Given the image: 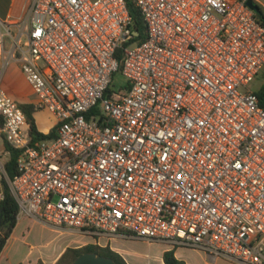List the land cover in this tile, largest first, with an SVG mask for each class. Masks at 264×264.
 <instances>
[{
  "label": "built area",
  "instance_id": "1",
  "mask_svg": "<svg viewBox=\"0 0 264 264\" xmlns=\"http://www.w3.org/2000/svg\"><path fill=\"white\" fill-rule=\"evenodd\" d=\"M131 1L141 42L126 0H33L0 23V129L18 152L13 180L0 153V184L18 216L97 246L136 238L264 264V108L249 88L264 24L242 0ZM12 62L54 117L37 145L2 88Z\"/></svg>",
  "mask_w": 264,
  "mask_h": 264
},
{
  "label": "crops",
  "instance_id": "2",
  "mask_svg": "<svg viewBox=\"0 0 264 264\" xmlns=\"http://www.w3.org/2000/svg\"><path fill=\"white\" fill-rule=\"evenodd\" d=\"M32 2L33 0H0V23L8 25L18 23L25 17ZM254 2L264 11V0H254ZM5 44L6 47H8L9 40L6 39ZM3 57L4 56L0 55V64L3 61ZM2 88L20 105H35L37 101L36 94L27 83L20 65L17 63L12 62L6 69L2 81ZM38 113H42L47 116V119H52V123L54 122V117L49 112H36L34 116L37 126L39 125V122L37 121ZM38 129L44 134H49L53 130V127L50 124V126L46 125L43 126V128L38 127ZM5 143L4 135L0 129V153H3L6 150ZM2 198L3 194L0 192V201ZM34 224L48 227L47 224L36 219L26 216H18L17 225L0 254V264H56L69 249H78L91 244L94 241L91 237L73 229L54 228L53 230L56 231L59 236V242L57 245L51 250H39L36 252V249H40V247L44 245L31 244L30 242L31 227ZM121 239L123 238H114L108 241H115L119 245L118 248L112 247L107 241H104V243L107 242L106 245L110 246L111 250L121 255L127 264H165L163 258L164 253L172 249L174 250L175 256L184 261L185 264H237L202 249L175 246L162 242H147L150 246H154V244H162L163 246L155 255L150 253L146 254V259L148 260L146 263H142L141 261L128 257L125 254L120 248V246L123 245Z\"/></svg>",
  "mask_w": 264,
  "mask_h": 264
},
{
  "label": "trees",
  "instance_id": "3",
  "mask_svg": "<svg viewBox=\"0 0 264 264\" xmlns=\"http://www.w3.org/2000/svg\"><path fill=\"white\" fill-rule=\"evenodd\" d=\"M126 1L129 12L132 16L133 31L139 33V36L134 37L133 42L144 41L147 38V27L143 20L141 12L131 0ZM256 14L260 22L264 24V11L261 7L260 12ZM120 53L121 52H118V56ZM117 75H121V69ZM109 92H111V90H109ZM255 94L259 99L260 105L264 108V84L259 90L255 91ZM21 108L27 118V124L29 127V134L32 139V145H37L42 140H47L54 137L55 130H52L49 134H44L39 131L34 116V114L36 113L34 105L23 104L21 105ZM5 149L10 153L6 162L7 176L9 180H13L17 174L16 160L18 152L12 149L7 144V142L5 143ZM8 179H4L3 182L0 184V192L3 194V198L0 201V254L6 246L18 222L19 206L14 194L12 193ZM85 253H97L99 255L114 259L118 264H127L121 255L114 252L109 247L102 248L94 244H88L78 249H69L56 264H72L80 255ZM163 258L165 264H185L184 261L178 259L175 256L173 249L166 251L164 253Z\"/></svg>",
  "mask_w": 264,
  "mask_h": 264
},
{
  "label": "rangeland",
  "instance_id": "4",
  "mask_svg": "<svg viewBox=\"0 0 264 264\" xmlns=\"http://www.w3.org/2000/svg\"><path fill=\"white\" fill-rule=\"evenodd\" d=\"M116 83H119L123 80V77L121 75L116 76ZM264 84V71L260 73V75L255 79L254 82H252L249 85V88L257 91L261 88V86ZM246 89H242V91H245ZM37 121L39 122L38 127L43 128V126L52 124V119H47V116L43 115L42 113L37 114ZM47 226V225H46ZM54 227H51L48 225V227H43L41 225H33L31 227V244H43L44 246H41L40 249H36L35 251L39 250H51L57 243L59 242V236L56 231L53 230ZM121 242H123V245L120 246V248L125 252V254L128 257H131L133 259L139 260L142 263H146L148 259H146V254H152L155 255L158 253L161 248L162 244H154V246H150L146 241L132 238V239H121ZM94 241L91 243L93 244ZM108 244H111L112 247L118 248L119 245L115 241L108 242ZM102 248H106L110 246H99Z\"/></svg>",
  "mask_w": 264,
  "mask_h": 264
},
{
  "label": "water",
  "instance_id": "5",
  "mask_svg": "<svg viewBox=\"0 0 264 264\" xmlns=\"http://www.w3.org/2000/svg\"><path fill=\"white\" fill-rule=\"evenodd\" d=\"M247 5L256 13L260 12V7L254 2V0H247ZM136 36H139L138 32H135ZM72 264H118L114 259L99 255L97 253H85L80 255Z\"/></svg>",
  "mask_w": 264,
  "mask_h": 264
}]
</instances>
